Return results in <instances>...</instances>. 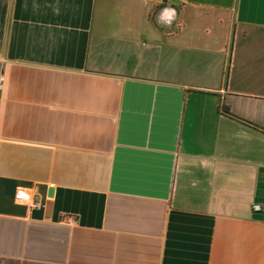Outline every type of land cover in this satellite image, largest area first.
I'll list each match as a JSON object with an SVG mask.
<instances>
[{
    "label": "crops",
    "instance_id": "crops-1",
    "mask_svg": "<svg viewBox=\"0 0 264 264\" xmlns=\"http://www.w3.org/2000/svg\"><path fill=\"white\" fill-rule=\"evenodd\" d=\"M0 264H264V0H0Z\"/></svg>",
    "mask_w": 264,
    "mask_h": 264
},
{
    "label": "clouds",
    "instance_id": "clouds-1",
    "mask_svg": "<svg viewBox=\"0 0 264 264\" xmlns=\"http://www.w3.org/2000/svg\"><path fill=\"white\" fill-rule=\"evenodd\" d=\"M176 17V10L175 8L166 7L164 8L161 13L157 17V23H163L167 25H171L173 20Z\"/></svg>",
    "mask_w": 264,
    "mask_h": 264
},
{
    "label": "built area",
    "instance_id": "built-area-1",
    "mask_svg": "<svg viewBox=\"0 0 264 264\" xmlns=\"http://www.w3.org/2000/svg\"><path fill=\"white\" fill-rule=\"evenodd\" d=\"M15 199L20 202L27 203L28 202V196L23 190H17L15 194Z\"/></svg>",
    "mask_w": 264,
    "mask_h": 264
},
{
    "label": "trees",
    "instance_id": "trees-1",
    "mask_svg": "<svg viewBox=\"0 0 264 264\" xmlns=\"http://www.w3.org/2000/svg\"><path fill=\"white\" fill-rule=\"evenodd\" d=\"M223 112H224V114H225L226 116H228V117L235 118V119H237V120H239V121H241V122H244V123L250 124V123H248L247 121H244V120H242V119H240V118H238V117H236V116L230 114V113L227 111V109L223 110ZM255 127H256V126H255Z\"/></svg>",
    "mask_w": 264,
    "mask_h": 264
}]
</instances>
